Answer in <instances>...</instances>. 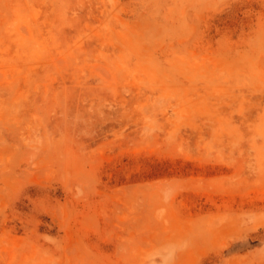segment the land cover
Wrapping results in <instances>:
<instances>
[{
	"label": "rangeland",
	"instance_id": "rangeland-1",
	"mask_svg": "<svg viewBox=\"0 0 264 264\" xmlns=\"http://www.w3.org/2000/svg\"><path fill=\"white\" fill-rule=\"evenodd\" d=\"M0 264H264V0H0Z\"/></svg>",
	"mask_w": 264,
	"mask_h": 264
}]
</instances>
